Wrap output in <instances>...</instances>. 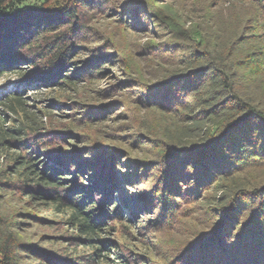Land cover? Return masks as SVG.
I'll use <instances>...</instances> for the list:
<instances>
[{"label":"trees","instance_id":"obj_1","mask_svg":"<svg viewBox=\"0 0 264 264\" xmlns=\"http://www.w3.org/2000/svg\"><path fill=\"white\" fill-rule=\"evenodd\" d=\"M109 1L0 0V77L15 75L25 88L31 84L38 88L29 94L16 83L14 89L0 96L4 111L0 116V155L10 167L1 173L0 189L18 176L28 198L52 204L68 215L76 235L75 242L67 244L74 245L75 250L80 245L94 247L91 260L95 263L101 257L110 263L116 261V257H109L107 231L132 218L134 210L147 211L148 207L139 204L145 198L115 196L125 182L117 185L111 174L115 173L113 167L102 157L66 149L50 137V132L45 133L48 129L43 115H60L51 109L38 114L29 102L37 107L46 99L47 88L71 89L77 83L74 77L96 72L97 64L90 63L75 70L72 58L80 49L78 41L88 35L87 12L100 10ZM257 2L260 14H264V0ZM252 22L231 44L227 39L221 43L217 39L215 45L200 44L198 50L187 52L180 57L179 66L161 78L159 88L140 91L142 100L152 107L163 111L171 108L179 116L163 137L165 152L156 175L159 183L151 192L156 205L166 213L182 194H196L212 179L229 177L264 156V91H259L258 83L264 84V44L258 40L264 38V18ZM12 114L26 120L11 126ZM62 135L61 140L66 137ZM188 187L193 189L186 192ZM222 187L215 193L220 197L213 201H230L229 205L219 204L229 215L241 217L252 208L239 201L250 189L249 184L234 179ZM257 195L261 197L254 198L259 201L257 216L249 228L235 234L240 220L233 216L229 233L216 234L190 257L195 255L204 264H264V197ZM231 205L236 211L232 212ZM20 228L12 214L0 209V264H84L50 254L25 240ZM251 240L254 243L250 245ZM232 242H236L235 252L227 249ZM116 255L120 258V253ZM226 257L229 259L225 261Z\"/></svg>","mask_w":264,"mask_h":264},{"label":"rangeland","instance_id":"obj_2","mask_svg":"<svg viewBox=\"0 0 264 264\" xmlns=\"http://www.w3.org/2000/svg\"><path fill=\"white\" fill-rule=\"evenodd\" d=\"M104 4L100 10L87 12L88 35L78 41L80 49L72 58L75 70L90 63L97 64L96 72L74 77L77 83L71 89L39 87L48 90L46 99L37 107L32 101L29 106L38 109V114L48 109L58 113L59 117L43 115L48 129L45 133L50 132V137L66 149L102 157L113 167L115 173L111 174L115 175L117 185L125 182L120 195H114L127 200L142 196L145 200L139 204L148 207L147 211L136 209L132 218L109 228V257H116V261L110 263L108 258L101 257L95 263L91 260L94 247L80 245L75 250L74 245L67 244H73L76 235L68 215L61 214L52 204L28 198L18 176L1 185L0 209L14 216L25 240L50 254L65 256L66 260L84 264H192L198 260L195 255L190 257L196 248L205 246L216 234L230 232V218L240 220L234 231L238 235L255 222L257 199L261 198L257 194L264 197V156L230 175L233 177H217L196 194H182L166 210L167 214L156 205L151 192L159 183L156 175L165 152L161 147L163 137L175 125L178 115L171 108L163 111L152 107L142 100L140 91L159 88L161 78L179 66L180 57L198 50L200 44L215 45L217 39L219 43L222 39L229 44L235 42L253 19L264 18V14H260L257 0H110ZM258 40L264 44V38ZM16 83L19 81L15 75L0 77V88L13 89ZM258 83L259 91H264V84ZM22 88L29 94L38 89L32 84ZM2 111L0 107V116ZM10 118L15 120L9 122L11 126L17 120H26L13 114ZM61 134L66 135L63 140L59 138ZM8 168V160L0 155V176ZM234 179L250 186L238 200L252 208L242 212L241 217L237 213L229 215L219 205H229L230 201H213L217 189ZM87 183H91L90 179ZM186 189L188 192L193 187ZM120 204L124 205L122 199ZM232 208V212L236 211V206ZM235 243L230 244L228 251H236ZM253 243L251 240L249 244ZM116 253H120V258ZM183 258L185 261H181Z\"/></svg>","mask_w":264,"mask_h":264}]
</instances>
